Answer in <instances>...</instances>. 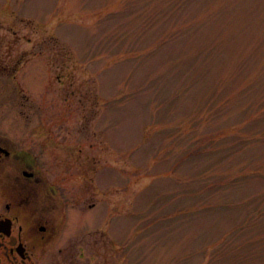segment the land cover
<instances>
[{
  "label": "rangeland",
  "instance_id": "rangeland-1",
  "mask_svg": "<svg viewBox=\"0 0 264 264\" xmlns=\"http://www.w3.org/2000/svg\"><path fill=\"white\" fill-rule=\"evenodd\" d=\"M1 23L2 126L97 159L133 213L117 257L264 264V0H0Z\"/></svg>",
  "mask_w": 264,
  "mask_h": 264
},
{
  "label": "flooded vegetation",
  "instance_id": "flooded-vegetation-1",
  "mask_svg": "<svg viewBox=\"0 0 264 264\" xmlns=\"http://www.w3.org/2000/svg\"><path fill=\"white\" fill-rule=\"evenodd\" d=\"M23 57L2 61L0 33V264H136L117 257L133 213L120 211L118 201L105 205L117 196L89 180L97 159L64 143L57 135L65 127L2 126V76L14 78Z\"/></svg>",
  "mask_w": 264,
  "mask_h": 264
}]
</instances>
